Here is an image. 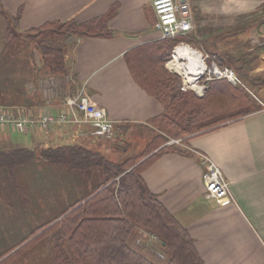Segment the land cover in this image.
<instances>
[{"label": "crops", "instance_id": "obj_1", "mask_svg": "<svg viewBox=\"0 0 264 264\" xmlns=\"http://www.w3.org/2000/svg\"><path fill=\"white\" fill-rule=\"evenodd\" d=\"M176 1L191 21V28L183 35L188 37L181 42L200 52L207 64L215 63L221 68L234 65L238 79L257 89L256 99L263 105L264 19L259 18L263 0ZM115 3L119 8L109 23V37H76L72 41L52 38L56 43L62 38L65 71L51 73L41 66L39 58L36 87L28 89L26 83L22 90L28 98L17 97L16 105L25 106L36 115L44 106L59 112L67 109L66 96L84 93L95 104L104 106L108 118L116 124L112 139L125 142L127 136L141 128L146 131L144 140L151 136L155 127L150 120L163 108L156 97L135 82L125 58L127 51L162 38L148 0H0V11L18 16L17 25L30 31L47 21H85ZM245 23L248 24L244 26ZM169 58L164 66L177 73L169 68ZM52 80L58 83L57 91L44 94L42 85ZM31 97H36L37 102H31ZM54 123L75 126L76 133L70 134L77 138L92 136L86 132L85 124ZM66 127L59 133L61 136L68 134ZM31 128L17 132L34 134ZM181 146L187 154H163L142 171L148 188L186 227L204 264H264V112H251L194 134ZM197 151L219 165L230 181L234 203L205 198L201 177L205 163Z\"/></svg>", "mask_w": 264, "mask_h": 264}, {"label": "trees", "instance_id": "obj_2", "mask_svg": "<svg viewBox=\"0 0 264 264\" xmlns=\"http://www.w3.org/2000/svg\"><path fill=\"white\" fill-rule=\"evenodd\" d=\"M118 8L119 4L115 3L104 13L85 21H47L31 29L36 36H42L36 41L41 66L51 73L65 71L64 50L51 43L50 37H63L65 41L76 37H109L112 34L109 23ZM14 19L17 24L18 16ZM31 32L26 36L35 39ZM185 34L139 45L125 54L135 82L162 105V113L150 120L160 131L161 143L151 149L147 146L143 152L122 160L109 157L110 160L102 151L82 143L48 146L40 150L39 155L46 161L87 174L89 169H94L102 173V178L57 217L40 224L1 253L0 264L10 261L28 244L36 242L44 247L51 264H204L186 227L165 208L142 176V171L156 157L166 153L187 154L186 148L180 143H169L149 155L145 151L152 152L169 138L184 137L181 143L186 144L194 134L255 111L257 104L244 90L240 79V84H232L225 78L213 79L208 82L205 95L201 96L190 89H181V77L168 70L164 62ZM5 37L4 47L7 48L12 39L19 36L8 26ZM19 97L21 100L28 98L24 94ZM32 101H36V97H31ZM3 142L0 139V167L26 163L35 154L31 148L9 142L4 143L12 146L2 147ZM144 155L146 157L137 162ZM141 231L158 237L157 243L168 255L163 263L150 258L133 244L135 237L142 235Z\"/></svg>", "mask_w": 264, "mask_h": 264}, {"label": "rangeland", "instance_id": "obj_3", "mask_svg": "<svg viewBox=\"0 0 264 264\" xmlns=\"http://www.w3.org/2000/svg\"><path fill=\"white\" fill-rule=\"evenodd\" d=\"M260 11L261 16L259 18L263 17L264 19V0L260 6ZM14 17L0 11V106L4 109L22 106L15 103L17 97L24 94L22 87L27 83V87L35 88L37 84L34 83L36 74L40 71L36 68L37 61L41 57L36 41L42 36L38 37L35 35L36 32L23 30L21 26L15 24ZM247 24L245 23L244 26ZM8 26L19 37L12 39L13 42L5 48V31ZM28 32L34 34L35 39L26 36ZM186 37L188 36L184 38L187 39ZM52 38L50 37V41L53 44L60 45L62 42V38L57 43ZM202 50L206 52L204 49ZM228 66L237 75L233 68L234 65L228 64ZM182 80L180 83L181 89ZM208 82L209 79H201L199 82V84L203 83L205 85V92ZM38 86L40 85L38 84ZM42 86L44 87V85ZM195 86V84H192L183 90L190 89L197 93L198 88ZM243 88L257 104V110L253 112L261 110L264 112V104H260L256 99L258 98L256 96L257 89H252L251 85H246L245 82H243ZM28 89L30 88L28 87ZM229 122L227 121L226 124ZM62 125L65 124L50 123L47 127L35 125L30 130L34 134L28 133V135L10 129L0 130V139H6V141L16 144V146H25L35 151L34 156L26 163L14 164L12 167L7 164L0 167V254L16 245L40 224L57 217L61 211L84 196L102 178V173L94 169H89L87 174L76 169H69L62 164L46 161L39 155L40 150L62 143H82L89 148L102 151V153H105V157L110 160L111 158L122 160L123 157L143 152L147 146H150L149 149H151L155 144L161 143L158 134L160 131L152 124L151 126L155 127V130L146 140L143 139L146 131L141 128L138 131L135 130L131 136H127L124 139L125 142L122 141L123 143H120V140L104 139L98 135L77 138V135L70 134V131L76 133L75 126L68 128ZM63 127H66L65 131L68 134L61 136L59 133L62 132ZM182 138L184 137L169 138L167 142L160 146L157 145L152 152L146 150L145 154L149 152L146 154L149 155L155 152L161 146L169 144V141L175 144L180 142L181 144ZM2 144V147L12 146L4 142ZM114 146L116 148H113ZM146 155L142 156L137 162L145 158ZM141 232L142 235L135 237V241L139 244L135 242L133 244L150 258L163 263L168 255L166 250L157 243L159 241L158 237L146 231ZM5 264H51V261L44 247L36 242L28 244L26 248Z\"/></svg>", "mask_w": 264, "mask_h": 264}, {"label": "built area", "instance_id": "obj_4", "mask_svg": "<svg viewBox=\"0 0 264 264\" xmlns=\"http://www.w3.org/2000/svg\"><path fill=\"white\" fill-rule=\"evenodd\" d=\"M148 3L156 16L155 26L160 31L162 38L174 37L191 28L189 15L186 12H181L180 5L176 0H148ZM186 60L187 65L181 67L182 71H178L183 79L182 89L188 88L193 81H195V87L205 88L203 83L199 84L200 80L212 79L213 77H226L231 82L238 81L236 74L230 67L221 68L215 63L210 66H202L200 63L189 61L188 58ZM182 64L184 63L182 62ZM171 69L175 70L174 68ZM56 86L58 83L52 80L48 85H44L43 93H54L55 89L57 91ZM64 104L67 109L59 112H54L50 110L49 106H44L40 115L34 114L30 109L23 106L12 109H4L0 106V130H24L35 125L47 127L54 122H71L87 125V132L90 134L99 135L104 139L113 138L114 128H117L116 124L108 118L105 107L95 104L87 94L68 95L64 98ZM198 155L205 162L201 174L204 196L213 198L218 202L224 200L235 202L230 190V181L223 176L220 167L206 154L200 152Z\"/></svg>", "mask_w": 264, "mask_h": 264}, {"label": "bare ground", "instance_id": "obj_5", "mask_svg": "<svg viewBox=\"0 0 264 264\" xmlns=\"http://www.w3.org/2000/svg\"><path fill=\"white\" fill-rule=\"evenodd\" d=\"M188 31H186V32H188ZM182 34H184V33H182ZM178 35H181V34H178ZM178 35H176V36H178ZM176 36H174V37H176ZM174 37H169V38H174ZM191 49L192 48L190 46H188L187 44H184L183 42L177 43L174 46V48L172 49V51H173L172 53H174V55H173L174 59L171 62H168V65L171 68H174L178 71H182L181 67L186 66L187 64L186 63L182 64V62L180 60V57H181L180 55H183L186 59L188 58V60L191 62L200 63L202 66H204V65L210 66L211 65V64L206 63L205 59L202 57V54L200 52H198L195 49L194 50L192 49V51H191ZM197 52H198V56H197V54H195ZM193 59H195V60H193ZM186 75H187V73L185 74V77H186ZM186 80H188V78H186ZM189 80H192V78H189ZM239 82H240V80L238 79L237 82H231V83H239ZM191 83L194 85L195 81H193ZM196 88H198L196 94H198V95L203 94L204 88H202V89H199V87H196ZM221 172H222V170H221ZM222 174H223V172H222ZM223 176H224V174H223Z\"/></svg>", "mask_w": 264, "mask_h": 264}, {"label": "water", "instance_id": "obj_6", "mask_svg": "<svg viewBox=\"0 0 264 264\" xmlns=\"http://www.w3.org/2000/svg\"><path fill=\"white\" fill-rule=\"evenodd\" d=\"M179 1L183 4L185 0H179Z\"/></svg>", "mask_w": 264, "mask_h": 264}]
</instances>
